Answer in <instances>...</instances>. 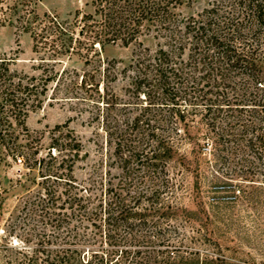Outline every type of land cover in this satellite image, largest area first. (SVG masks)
<instances>
[{"label":"trees","instance_id":"obj_1","mask_svg":"<svg viewBox=\"0 0 264 264\" xmlns=\"http://www.w3.org/2000/svg\"><path fill=\"white\" fill-rule=\"evenodd\" d=\"M183 2L93 0L74 31L56 14L39 15L36 0H0V25L15 20L31 32L32 49L43 51V70L64 54L83 59L82 73L52 66L49 78L19 73L9 66L13 58L0 59V153L17 150L12 124L42 103L50 79L95 89L91 118L107 157L103 176L95 166L78 180L73 165L80 140L69 131L54 137L55 143L63 138L67 152L41 174L45 195L39 198H47L42 207L60 201V210H46L54 214L48 221L57 230L50 235L60 244L49 247L51 237L27 230L23 242L37 237L39 245L6 247L14 251L6 264H170L181 258L163 223L178 210L174 192L177 175L189 168L186 142H201L215 162H249L222 171L215 190L235 189L225 180L234 174H264L254 163L264 164V0H206L187 16L177 11ZM142 35L153 36L155 47H137L125 65L100 55L107 43L128 44ZM118 76L126 80L123 94L111 84ZM157 241L163 247H153Z\"/></svg>","mask_w":264,"mask_h":264},{"label":"rangeland","instance_id":"obj_2","mask_svg":"<svg viewBox=\"0 0 264 264\" xmlns=\"http://www.w3.org/2000/svg\"><path fill=\"white\" fill-rule=\"evenodd\" d=\"M205 4L206 0H184L177 11L187 16ZM35 8L39 15L56 14L76 31L82 13L93 9V0H36ZM155 43L153 36L142 35L128 44L117 41L98 49L102 57L112 59L120 67L130 61L137 47H155ZM32 45L31 32L23 30L15 20L0 25V59L13 58L9 63L12 70L42 78H49L52 66L54 70L65 67L82 73L83 59L76 52L59 56L61 61L48 60L43 70L38 66L43 51H34ZM118 77L111 84L117 93L123 94L126 80ZM94 95L95 89H86L76 83L73 87L59 85L49 79L46 93L41 95L42 103L29 108L22 121L13 122L12 140L18 148L13 155H5L3 150L0 153V264H6L5 256L14 253L6 248L10 245L16 248L39 245L37 237L30 239L28 244L23 242L27 230L44 235L45 239L51 237L46 243L49 247L60 244L59 237L50 235L57 230L48 221V216L54 214L46 213V210H60L56 206L60 201L51 204L49 200L48 205L42 207L47 198L44 201L39 198L45 195L41 174L58 165L67 152L59 144L63 138L55 143L54 137L69 131L80 140V155L73 165V174L78 180L88 177L95 166L103 176L107 167L106 144L102 134L96 135V122L91 118ZM183 148L189 151V168L181 176L177 175L180 183L174 198L178 210L176 208V214L169 217L167 224L163 223L170 243L183 252L181 258H174L170 264H264V174L257 173L254 177L234 174L225 180L236 185L235 189L215 190L216 184L223 182L222 171L238 169L249 162L238 158L233 162H215L205 147L202 153L201 142H186ZM17 156L22 158L21 162L17 161ZM254 163L258 168L264 167L260 161ZM116 170L112 168V172ZM104 179H108V175H104ZM51 182L52 178L47 181ZM88 247L86 245L84 250ZM153 247L163 245L157 241Z\"/></svg>","mask_w":264,"mask_h":264},{"label":"built area","instance_id":"obj_3","mask_svg":"<svg viewBox=\"0 0 264 264\" xmlns=\"http://www.w3.org/2000/svg\"><path fill=\"white\" fill-rule=\"evenodd\" d=\"M21 160H22L21 157H18V158H17V161H18V162H21Z\"/></svg>","mask_w":264,"mask_h":264}]
</instances>
